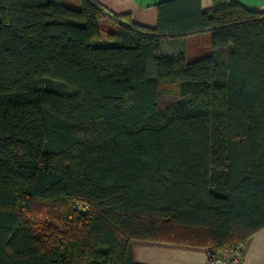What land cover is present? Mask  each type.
Listing matches in <instances>:
<instances>
[{"label": "trees", "instance_id": "trees-1", "mask_svg": "<svg viewBox=\"0 0 264 264\" xmlns=\"http://www.w3.org/2000/svg\"><path fill=\"white\" fill-rule=\"evenodd\" d=\"M262 228L264 11L166 0L149 28L0 0V264H136L134 239L221 250Z\"/></svg>", "mask_w": 264, "mask_h": 264}, {"label": "crops", "instance_id": "crops-1", "mask_svg": "<svg viewBox=\"0 0 264 264\" xmlns=\"http://www.w3.org/2000/svg\"><path fill=\"white\" fill-rule=\"evenodd\" d=\"M115 15H130L142 26L155 28L157 5L166 0H97ZM213 0H200L203 11H208ZM250 10L264 11V0H230ZM173 41V40H170ZM207 42V34L174 39L173 43L189 42L193 50ZM131 250L136 264H205L206 247L151 240H132ZM243 264H264V228L254 233L242 247Z\"/></svg>", "mask_w": 264, "mask_h": 264}, {"label": "built area", "instance_id": "built-area-1", "mask_svg": "<svg viewBox=\"0 0 264 264\" xmlns=\"http://www.w3.org/2000/svg\"><path fill=\"white\" fill-rule=\"evenodd\" d=\"M205 264H243L242 248L225 246L221 250L206 248Z\"/></svg>", "mask_w": 264, "mask_h": 264}, {"label": "rangeland", "instance_id": "rangeland-1", "mask_svg": "<svg viewBox=\"0 0 264 264\" xmlns=\"http://www.w3.org/2000/svg\"><path fill=\"white\" fill-rule=\"evenodd\" d=\"M204 45H205V44H202V46H204ZM38 220H39V219H37V218H32V219H31L32 222H37Z\"/></svg>", "mask_w": 264, "mask_h": 264}]
</instances>
